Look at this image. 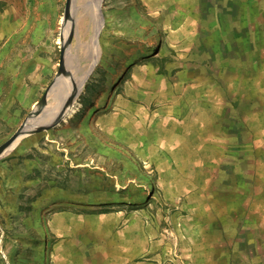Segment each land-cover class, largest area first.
<instances>
[{"label": "rangeland", "instance_id": "rangeland-1", "mask_svg": "<svg viewBox=\"0 0 264 264\" xmlns=\"http://www.w3.org/2000/svg\"><path fill=\"white\" fill-rule=\"evenodd\" d=\"M88 2L0 0V144L83 74ZM100 13L75 111L0 157V264H264V0Z\"/></svg>", "mask_w": 264, "mask_h": 264}, {"label": "bare ground", "instance_id": "bare-ground-1", "mask_svg": "<svg viewBox=\"0 0 264 264\" xmlns=\"http://www.w3.org/2000/svg\"><path fill=\"white\" fill-rule=\"evenodd\" d=\"M100 2H101V0H89V2L87 4V5H90L89 8L91 9L90 10V15L92 17L91 18L92 19L91 20L92 23L91 22L90 23L92 24V36H91L90 42L85 43V46H87V50L89 51V55H90L89 63L87 65L86 69L84 68L83 74L81 75V74H78L79 66H77L74 69V72H73V74L76 76V78L74 76V79L71 78L70 76H69L70 79L68 77H66V78L60 77V78H58V80H57V82L55 84V87H56L57 84H59L61 82L63 84V87L65 88V90L62 89L63 90L62 99L59 102V106L55 107V108H57L56 109L57 111L55 112L54 117H51V118H48V119H39V118H36V116L34 115V116H32V118L30 120V127H33L35 124H38V123H45V122L51 121L52 119L55 120L57 118V115H59L60 112L64 109V107L66 105L67 98L69 96V93L71 92V90H72V88L74 86L77 87L78 92L73 96L70 104L67 106L66 113H65L64 117L69 115V114H72L75 111V104L74 103L77 100V95H78L79 91H81V89H82L83 82H84L85 78L87 77V75L89 74V72L91 71L93 66L96 64V62L98 60V57H99V51H98L96 38H97V34H98L99 30H100V27L102 25V15L100 13ZM72 5L70 7H68L69 13L67 15V18L72 23L71 26L74 23V18H73V14H74L73 12L74 11H73ZM66 22H67V19H66ZM66 22H65V26H64V36L67 39L68 31H66ZM82 24H83V22H82ZM82 28H83V26H82ZM72 33H74V32H72ZM75 34H77V33H75ZM78 45L79 46H83L84 44L81 41H79ZM87 57H88V55H87ZM74 60H76V59H74ZM66 61H67V55H66ZM74 65H75V63H74ZM60 98H61V96H60Z\"/></svg>", "mask_w": 264, "mask_h": 264}, {"label": "water", "instance_id": "water-1", "mask_svg": "<svg viewBox=\"0 0 264 264\" xmlns=\"http://www.w3.org/2000/svg\"><path fill=\"white\" fill-rule=\"evenodd\" d=\"M71 1L72 0H67L68 7L71 4ZM68 7H67V11H68ZM97 36H98V34H97ZM58 64L59 65H58V69H57V74L59 76H67L68 74L66 71V53H65L64 45H61V47H60V56H59V63ZM58 78H59L58 76L54 77V79L48 85L47 91H46V94L44 95V97L38 103H36V105L34 106V109L24 119L23 123L19 126V128L7 140H5L3 143L0 144V157L3 154H5L9 149H11L14 146V144L16 143V141L21 136L27 135V134H32V133H35L38 131H42L44 129H48V128L54 126L55 124H57L63 118V116L66 113L67 106L70 104L73 96L78 92V89L75 86L72 88L71 92L69 93V96L67 98L66 105H65L64 109L60 112L59 115H57V118L55 120L52 119L51 121H48L45 123H38V124H35L33 127H30V120H31L32 116L35 115L37 118V116L39 115V113L41 112L42 108L45 105L46 96H47L48 92H50L53 89Z\"/></svg>", "mask_w": 264, "mask_h": 264}]
</instances>
